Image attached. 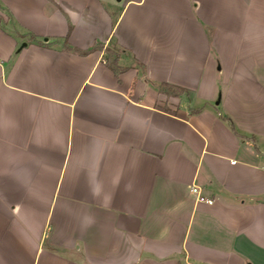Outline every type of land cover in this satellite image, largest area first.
I'll return each instance as SVG.
<instances>
[{"label": "crops", "instance_id": "obj_1", "mask_svg": "<svg viewBox=\"0 0 264 264\" xmlns=\"http://www.w3.org/2000/svg\"><path fill=\"white\" fill-rule=\"evenodd\" d=\"M0 17V264H264V0H0ZM30 34L140 64L117 76Z\"/></svg>", "mask_w": 264, "mask_h": 264}, {"label": "trees", "instance_id": "obj_2", "mask_svg": "<svg viewBox=\"0 0 264 264\" xmlns=\"http://www.w3.org/2000/svg\"><path fill=\"white\" fill-rule=\"evenodd\" d=\"M1 17H0V21H1ZM30 40L35 41L36 43L42 45V46H46V47H51L54 44H60V47L68 52H72V53H76L79 55H87L92 51L95 50H102L104 52V61L105 64L117 75L119 76L120 74H122L123 72L127 71L129 68L133 67L134 64L133 62L135 61V59H133L134 61L130 64L127 65H122L120 64V58L122 57V55L127 54V49L115 44V43H111L108 45H105L103 42L101 41H96L91 47L87 48V49H80L76 46L71 45L70 43H68L67 39H54L52 41L46 42V41H42L37 39L36 36H34L33 34H30ZM138 63V61H135V64ZM158 88L159 91L168 95V96H180L184 93L187 92V89L176 85V84H171V83H166V82H162V83H158ZM231 123L232 128L234 129L233 123Z\"/></svg>", "mask_w": 264, "mask_h": 264}, {"label": "built area", "instance_id": "obj_3", "mask_svg": "<svg viewBox=\"0 0 264 264\" xmlns=\"http://www.w3.org/2000/svg\"><path fill=\"white\" fill-rule=\"evenodd\" d=\"M191 191L193 192V193H197L198 194V199L199 200H205V197H203L202 195H200L199 194V188L197 187V186H192L191 187Z\"/></svg>", "mask_w": 264, "mask_h": 264}]
</instances>
